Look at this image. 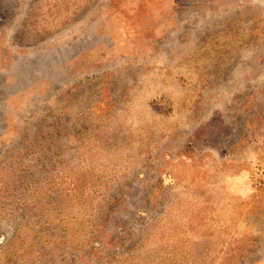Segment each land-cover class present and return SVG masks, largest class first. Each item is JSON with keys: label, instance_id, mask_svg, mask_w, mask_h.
Listing matches in <instances>:
<instances>
[{"label": "rangeland", "instance_id": "obj_1", "mask_svg": "<svg viewBox=\"0 0 264 264\" xmlns=\"http://www.w3.org/2000/svg\"><path fill=\"white\" fill-rule=\"evenodd\" d=\"M0 264H264V0H0Z\"/></svg>", "mask_w": 264, "mask_h": 264}]
</instances>
